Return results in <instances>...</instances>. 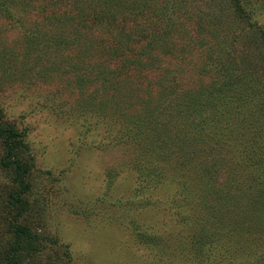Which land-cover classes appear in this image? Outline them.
Here are the masks:
<instances>
[{
    "label": "rangeland",
    "instance_id": "1",
    "mask_svg": "<svg viewBox=\"0 0 264 264\" xmlns=\"http://www.w3.org/2000/svg\"><path fill=\"white\" fill-rule=\"evenodd\" d=\"M245 2L249 5L248 10L251 8L254 12L250 21L234 12L230 0H147L143 5L144 15L139 17L138 22L146 26V21L153 16L151 10L154 7V13L161 12L160 23L154 17L158 27H146H150V31L159 30L161 36L176 39V44L184 48L182 59L187 62L185 65L177 62L180 64L176 65L179 73L174 76L177 83L188 81L194 84L204 79L209 82L215 78H226L228 73L221 68L223 58L219 53L211 54L219 41L208 33L215 30L221 37L228 38L237 29L248 31L249 22L257 30L264 27V0ZM117 17L116 24H121ZM29 21L32 23L31 19ZM203 25L201 29L199 26ZM12 26L0 19V62L5 58V52L15 58L12 59L14 66H0V110L4 121L14 125L24 135L31 164L28 179L31 190L26 197L29 208L21 222L40 237V251L34 258L27 256L25 262L184 264L190 258L188 253L197 252L200 235L215 232L216 225L221 223L228 226L232 221L241 220V216H235L236 208L248 203L247 199H255L247 193L241 194L238 185L244 176L228 177L224 169L214 173L211 184L216 189L224 188L225 197L232 193L235 197L226 200L222 194L218 206L223 207L212 212L210 198L215 195L210 192L208 195L204 182L203 185L198 184L194 179L190 183L187 172L175 167L174 162L169 165L158 162L155 152L151 151L147 157L140 156L138 151L148 145L149 137L133 143L124 139L131 122L128 120L135 115L125 113L128 109H124L126 117L124 113L113 114L111 117L114 119L111 120L107 118L108 113L98 111L104 100L95 97L98 91L95 95L94 89H82L78 85L75 77L88 72L82 66L75 74L72 73L74 70L66 58L70 47L61 49L65 56L60 54L61 57L55 60L51 57L45 59L40 65L41 71L34 68L30 75L23 72L20 75L21 70L30 69L32 59L28 58L26 67L20 63V58L25 56L20 45L21 34ZM129 43L134 50L140 48L132 39ZM253 44L250 48L244 47L246 55L250 61L256 62L255 74L263 77L264 44L258 38ZM240 45L243 44L238 43L236 47L241 48ZM155 53L162 69L167 68H163L165 63L175 62V57L167 51ZM200 54H203L201 60L204 63L200 61ZM61 58L63 60H59ZM126 58L129 59L128 52ZM56 60L57 66L54 67L58 71L50 69L51 62ZM234 62L240 70L245 69L246 64L240 58ZM198 64L204 72L202 78L196 73ZM224 68H228L227 65ZM162 69L159 72L156 67H145L137 71L141 79L149 83L143 92L145 101L147 95L157 96L161 90L165 75ZM209 72L217 77H208ZM43 75L47 79H43ZM120 77L123 78V75ZM126 78L127 75L123 79ZM261 81L263 79L254 81L257 87L253 88L260 89V92L253 98L255 102L264 103V84ZM159 95L162 96L163 92ZM130 106L134 108V104L129 103ZM150 106L155 105L151 103ZM180 116L166 118L171 120L168 123L181 127L184 118ZM122 118H126L124 123H120ZM263 121L264 115L259 116L257 123ZM257 123L251 133L244 134V139L250 140L254 136ZM150 128H153L152 124ZM234 131L238 130L234 128ZM8 180L0 168V194L3 196ZM176 185L186 187V195ZM183 196L189 199L186 201ZM225 207L228 209L226 213ZM262 217V223H257L258 229L251 231L252 234L227 240L228 247H240L237 255L248 256L252 250L264 252ZM4 229L0 227V238L5 236Z\"/></svg>",
    "mask_w": 264,
    "mask_h": 264
},
{
    "label": "trees",
    "instance_id": "2",
    "mask_svg": "<svg viewBox=\"0 0 264 264\" xmlns=\"http://www.w3.org/2000/svg\"><path fill=\"white\" fill-rule=\"evenodd\" d=\"M146 1L0 0V19L13 25L21 34L20 45L25 56L20 58V63L26 67L28 58L32 59L30 69L21 70L20 75L23 72L28 76L34 68L41 71L40 65L45 59L51 57L55 60L61 57L60 54L65 56L61 49L70 47L66 58L74 70L72 73L75 74V71L85 66L91 74L90 77H87L88 73L75 77L78 85L82 89H94L95 95L98 91L95 97L104 100L98 111L108 113L107 118L111 120L114 119L111 117L113 114H123L127 109L125 113L135 115L128 120L131 122L123 135L124 139L133 143L149 137L148 145L138 151L140 156L147 157L151 151L155 152L158 162L168 165L174 162L175 167L187 172L190 183L194 179L198 184L203 185L204 182L208 195L209 192L215 195L210 198L212 212L223 207L218 206L221 203L219 196L223 194L225 197L224 188L216 189L211 184L210 179L214 173L218 174L224 169L228 177L244 176L238 185L241 194L253 196L254 201L247 199L248 203L236 208L235 216H241V220L232 221L228 226L221 223L216 225L215 232L200 235L197 252L188 253L190 258L184 264H264V252L252 250L248 256H240L237 255L240 247L235 249L234 245H227V240L232 237L252 234L251 231L258 229L257 223L261 224V217L264 216V121L257 123L259 116L264 115V103L255 102L253 98L260 92V89L253 88L257 87L254 81L263 79L260 83L264 84V76L255 74L256 62L249 60L245 50L246 47L254 46L256 38L264 44V27L257 30L249 22L248 31L237 29L228 38L211 30L213 32L208 34L219 41L215 43L216 48L211 54L217 51L223 58L221 68L227 71L226 78H215L209 82L204 79L194 84L183 81L179 84L174 76L179 73L177 66L180 64L177 62L184 65L187 62L182 59L184 48L176 44V39L158 34L159 30L150 31V27H158L154 21L157 19L160 23L163 17L161 12L154 13L155 7L151 10L153 16L146 21V26L150 27L139 24L138 19L144 15L143 5ZM230 1L237 15L251 20L250 16L254 12L251 8L248 10L249 5L245 0ZM117 16L122 25L116 24ZM110 25L114 28H109ZM199 27L202 29L204 25ZM128 28L129 31L126 30ZM131 39L140 48L132 49L133 45L129 43ZM238 43L243 44L241 48L236 47ZM159 51L169 52L170 56L175 57V62L165 63L163 68H167L162 69L155 53ZM126 52L129 59L126 58ZM9 54L5 52L0 66L13 64L12 59L15 58L12 55L9 57ZM203 58V54H200L201 63H204L201 60ZM237 58L246 64L245 69L237 68L234 62ZM56 62L58 60L51 62L50 69L57 66ZM225 65L228 68H224ZM200 66L198 64L196 73L202 78L204 72L199 69ZM145 67H156L158 71L162 69L165 72L160 86L162 91H159L163 95L158 96L159 92L157 96L147 95L146 101L143 92L149 83L146 79L145 83L137 73ZM55 70L58 71V68ZM167 71L170 76L166 74ZM262 72L264 74V70ZM122 75L123 78L127 75V78H121ZM207 76L216 75L209 72ZM42 78L47 79L44 75ZM237 80L240 82L237 83ZM129 103L134 104V108L128 107ZM151 103L155 106H150ZM175 115L184 118L181 127L173 122L168 123L171 120L166 117L174 118ZM125 119L122 118L120 123H124ZM255 123L258 129L254 131V136L250 140L244 139L246 132L251 133L256 128ZM151 124L153 128H150ZM234 128L238 131L235 132ZM0 147V168L9 178L5 185V195L0 194V227L5 228V236L0 238V264H28L25 258H34L40 251V237L21 222L29 208L26 197L31 190L28 181L31 164L24 135L14 125L4 121L1 110ZM224 156H227V160H224ZM230 164L231 167H228ZM177 187H181L179 189L184 195L188 192L186 187ZM233 197L232 193L225 199ZM183 198L186 201L189 199L185 196ZM224 211L226 213L228 209L225 207Z\"/></svg>",
    "mask_w": 264,
    "mask_h": 264
}]
</instances>
